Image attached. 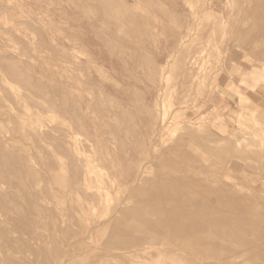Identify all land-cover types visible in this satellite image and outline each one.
<instances>
[{
  "label": "rangeland",
  "instance_id": "obj_1",
  "mask_svg": "<svg viewBox=\"0 0 264 264\" xmlns=\"http://www.w3.org/2000/svg\"><path fill=\"white\" fill-rule=\"evenodd\" d=\"M0 264H264V0H0Z\"/></svg>",
  "mask_w": 264,
  "mask_h": 264
},
{
  "label": "bare ground",
  "instance_id": "obj_2",
  "mask_svg": "<svg viewBox=\"0 0 264 264\" xmlns=\"http://www.w3.org/2000/svg\"><path fill=\"white\" fill-rule=\"evenodd\" d=\"M174 222V221H173ZM175 224V223H174Z\"/></svg>",
  "mask_w": 264,
  "mask_h": 264
}]
</instances>
